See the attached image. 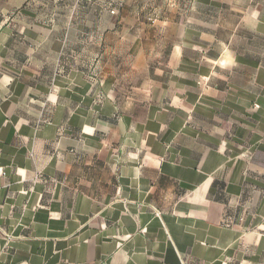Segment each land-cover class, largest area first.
I'll return each mask as SVG.
<instances>
[{"label": "crops", "instance_id": "0c3cea01", "mask_svg": "<svg viewBox=\"0 0 264 264\" xmlns=\"http://www.w3.org/2000/svg\"><path fill=\"white\" fill-rule=\"evenodd\" d=\"M19 1L0 264H264V0Z\"/></svg>", "mask_w": 264, "mask_h": 264}, {"label": "rangeland", "instance_id": "374dc122", "mask_svg": "<svg viewBox=\"0 0 264 264\" xmlns=\"http://www.w3.org/2000/svg\"><path fill=\"white\" fill-rule=\"evenodd\" d=\"M19 2V0H0V26L1 23L6 20L3 16L9 15L7 14V11H10L11 13L16 11Z\"/></svg>", "mask_w": 264, "mask_h": 264}, {"label": "built area", "instance_id": "2783aa9c", "mask_svg": "<svg viewBox=\"0 0 264 264\" xmlns=\"http://www.w3.org/2000/svg\"><path fill=\"white\" fill-rule=\"evenodd\" d=\"M111 14H112V15H116V10H112V11H111Z\"/></svg>", "mask_w": 264, "mask_h": 264}]
</instances>
